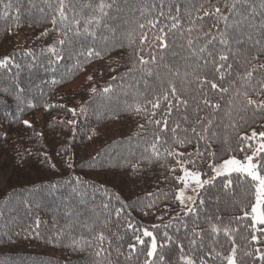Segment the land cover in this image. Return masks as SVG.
<instances>
[{
	"label": "trees",
	"instance_id": "obj_1",
	"mask_svg": "<svg viewBox=\"0 0 264 264\" xmlns=\"http://www.w3.org/2000/svg\"><path fill=\"white\" fill-rule=\"evenodd\" d=\"M202 2L193 0L192 19L197 15L195 8ZM89 3L92 7L85 6ZM99 3L100 0L78 3L66 0L68 20L54 26L51 20L54 16L58 19V0H0V61L9 58L8 65L0 67V264H97L98 258L93 253L100 246L106 251L99 264H145L151 241L150 237L142 236L145 228L157 236L158 245L165 243L161 253L163 262L156 255L150 258L157 264H184L182 256L192 257L196 264L201 257L207 264H224L221 258L213 260L208 253L213 247L223 255L229 253L232 244L224 235L225 228L234 230L231 239L238 246L239 255L249 250L254 253L255 247L264 250V244L249 243L247 218L235 219L250 210L244 205L254 202V190L248 184L241 187L234 184L232 192H228L220 185L223 178L218 177L215 186L204 194L205 202L197 209L198 218L184 216L185 210L175 199L182 186L175 177L181 173L178 168L170 171L176 167L175 159L168 157L165 149L193 153L196 142L192 123L181 122L176 135L193 137V143L180 147L173 143V134L168 132L164 137L167 142L157 144L162 155L156 159L152 145L157 126L147 124L143 114L125 110L126 105L134 106L142 103L144 97L151 98L157 80L155 75L146 76L138 63L133 68L134 61H138L137 48L116 45L122 40L126 44L124 36L133 30L138 38V23H146L155 15L152 6L155 3L159 10V0H119L118 7L105 10L99 26L95 21L89 25L95 36L76 37L69 32L71 45L56 43L64 38L63 33L69 27H75L74 14H80L75 18L80 20L81 28L85 19L100 16L96 9ZM213 5L222 8L230 23L241 15L246 17L245 31L249 25H256L254 40L246 42L249 48L259 38L256 33L264 36V28H260L264 21V0H247L238 6L240 15L230 14L225 0H208L198 14L203 16V11ZM180 7L181 25L169 34V47L146 48L140 55L145 59H150V53L158 59L163 56L159 66L150 67L161 79L176 83L189 101L188 115L194 121L197 117L193 109L202 93L196 76L214 79L215 71L212 64L203 67V61L197 63L192 52L207 39L204 32L217 29L212 27L213 17L204 16L193 24L183 12L185 5L181 3ZM161 21L171 23L164 18ZM223 26L224 21H220L219 27ZM109 27L115 32H110ZM188 28L193 29L191 34ZM190 36L194 40L191 48L187 44ZM198 36L201 39L197 43ZM89 47L100 51L101 56L87 57ZM49 48L61 52L62 59H57ZM216 50H222V46L216 44ZM243 59V55L230 56L232 72L222 82L228 86L235 81V88L223 94V99L221 94L209 91V98L213 103L219 102L221 109L213 112L205 108L199 112V116L214 121L209 135L215 133L211 150L218 157L216 160L205 157L199 165L202 171L210 173L209 163L227 159L229 154L223 150L228 145L236 147L240 135L264 129V114L253 115L251 109L247 113L238 112L243 100L235 96V91L241 86L237 73L246 67H242ZM257 63H264V55ZM175 72L179 75H173ZM125 73L128 75L124 76ZM82 78L84 81L76 90H67ZM109 86L110 91L104 93L103 89ZM230 98L233 99L231 117L225 114ZM180 115L173 112L170 124ZM233 123L236 127L231 126ZM142 124L143 129L139 127ZM184 128L188 131H182ZM242 156L241 153L237 158ZM213 226L221 230L219 234L211 232ZM194 227L199 236L193 237ZM165 232L173 242L161 240ZM100 234L106 237L102 244L98 241ZM137 235L145 244H137L135 253L129 255L128 246L136 243ZM244 261L261 264L250 257H244Z\"/></svg>",
	"mask_w": 264,
	"mask_h": 264
},
{
	"label": "snow or ice",
	"instance_id": "obj_2",
	"mask_svg": "<svg viewBox=\"0 0 264 264\" xmlns=\"http://www.w3.org/2000/svg\"><path fill=\"white\" fill-rule=\"evenodd\" d=\"M75 2L78 3L79 0H75ZM125 2H127V0H125ZM207 2L208 0H203L200 6L195 8L197 15L195 19H192V12L195 7L193 0H159V10L156 9L155 3H153L152 6L155 15L148 19L146 23H138L137 27L140 30L138 38L136 35H133L135 31L133 30L125 34L124 40L127 41L126 44L122 40L119 45H116L119 47L127 46L137 48L138 61H134L133 68H136L138 63L142 66L140 70L146 76L155 75L157 80V85L153 87L151 98L144 97L142 103L137 102L134 106L126 105L125 110L143 114L147 124L157 126L158 131L154 134V142L152 145L154 158L156 159H160L162 155L157 148V144L167 142L164 137L168 132L173 134V143L180 147L193 143L194 137L196 149L193 153L186 154L177 152L174 148L171 150L165 149L166 155L175 159L176 167L171 168L170 171L174 172L178 168L181 173V175L175 177L177 184L182 185V187L178 189L175 199L178 200L185 209L184 216L192 215L198 218L197 209L198 207L202 208L205 202L204 194L207 193L208 188L215 186L218 177L223 178L220 181V185L228 192H232L234 184L237 187L248 184L254 190V202L250 205H244V208H249L250 210L243 211V216L236 217L235 219L243 221L247 218L248 223L246 227L250 233L249 243L261 245L264 244V131L257 133L255 130H252L250 135H240L236 147L228 145V147L223 150L229 154L227 159H223L220 163H209L208 169L210 173L208 171H202L199 165L203 163L205 157L210 160H216L218 157L217 154L211 150V142L215 140V133L213 132L209 135V130L214 121L206 116H199V112L203 111L205 108H210L213 112L221 109L222 106L219 102L213 103L209 98V91L221 94V99H223V94H228L230 88L236 87L235 81L230 82L228 86H224L222 82L225 80L226 75H231L232 72L233 65L229 62L230 56L236 58L239 55H243L242 67H246H244L242 72L237 73V78L241 82V86L240 88H236L235 91V96L241 97L243 100V103L238 108V112L247 113L249 109H251L253 115L257 112L264 114V99H261V97H264V71H262L264 70V63H257L260 56L264 55V43H262L264 36H259V33H256V36L259 38H256L252 47L249 48L246 42L251 43L254 40L253 30L256 28V25H249L248 30L245 31L244 21L247 19L246 17L241 15L239 20L230 23L229 16L225 15L222 8L215 5H213L210 10H204L203 16L199 15L198 13L203 9V3ZM58 3L59 7L56 10L58 12V19L54 16L51 20L54 26L57 25L58 22L64 23L68 20L65 11L67 7L66 0H58ZM181 3L185 5L183 9L184 14L192 19L193 24H195V20H203L204 16H211L215 20L212 27L217 29L215 32H212L210 28L209 31L204 32L203 36L207 37V39L204 41L203 45L192 52V55L197 57V63L203 61V67L212 64L215 71L214 79H209L208 76H196L198 88L202 90V93L200 101L197 103L196 108L193 109V115L197 117L194 121H190L189 119V101L184 98L183 92L178 89L176 83L171 79H161L159 73L154 72L153 68L150 67V65L159 66V63L163 61V56L161 55L158 59L156 55L150 53V59H145L144 56L140 55V52H143L146 48L165 50L169 47V34L174 29H178L181 25ZM246 3L247 0H225V7L230 14L240 15L238 6ZM118 4L119 0H110V2H107V0H100V3L96 5V9H98L101 15L90 16L85 19L83 28L79 27L80 20L75 18L76 15L80 14H74L73 24L75 27H69L68 31L63 33L64 38L59 39L56 43L58 45H65L66 43L71 45L72 40L68 36L69 32L76 37L81 35L95 36V32L90 31L89 25H92L95 21V24L99 26L102 16L106 15L105 10L118 7ZM85 6L92 7L91 3ZM166 6L167 10H165ZM173 6L175 7V14H173ZM81 18L83 17L81 16ZM161 18L169 20L171 23H162ZM220 21H224L223 28L219 27ZM124 23H127V21H124ZM260 28H264V21L261 22ZM108 30L110 32H115V29L111 27H109ZM192 30V28L187 29L189 34H191ZM46 34L47 32L42 33V35ZM104 39H107V37ZM200 39V36L196 37L195 42L198 43ZM187 44L190 48L193 46L194 40L191 36L187 40ZM216 44L221 45L222 50H216ZM209 45H212V50H209ZM48 51L52 52L57 59H62L61 52H58L55 48H49ZM93 56L99 58L101 52L97 51L94 47H89L87 49V57ZM8 63L9 58H5L0 61V67H5ZM123 75L127 76L128 73ZM173 75H179V73L175 72ZM185 75H187V73ZM257 76L260 78L257 79ZM89 79H91V77H89ZM217 80H219L220 83H218ZM254 80L255 84H253ZM205 85L208 86L207 89H205ZM92 91L96 93L95 88H93ZM109 91L110 86L103 89L104 93ZM139 95L142 97L144 96L142 93ZM193 99H195V97H193ZM228 105L229 107L225 114L231 117L233 111L232 98L228 100ZM173 112L181 115L177 121L170 124V117H172ZM157 116H159V118H156ZM240 119L243 120L244 117L241 116ZM181 122L185 124L192 123L191 132L193 133V137H179L176 135L177 129L181 128ZM25 123L27 124V121H25ZM245 123H247V121H245ZM231 126L236 127V124L233 123ZM139 127L143 129L145 125L142 124ZM197 127L200 129L199 131H197ZM182 131L187 132L188 129L184 128ZM201 142H203L202 146ZM224 143L226 145L228 144L227 138ZM232 153L236 154L233 155ZM241 153L243 154L242 158H237ZM188 165H191V168H189ZM133 168L136 169L137 165H133ZM202 176L206 178L202 179ZM188 190H191L193 194L187 195L186 192ZM198 199L199 204H197ZM151 206L152 205H149V207ZM117 214L119 215V212ZM36 222L39 223V220L37 219ZM193 224H196L195 219L193 220ZM183 226L186 228L187 224ZM129 227H132V225L129 224ZM220 231L221 230L215 226L211 228V232L214 234H219ZM231 231L234 230H229L228 228L223 229L224 235L230 238V243L232 244L229 253L223 255L222 252L217 251L216 248L213 247L208 255L213 260L218 257L221 258L224 264H245L244 257L259 260L261 264H264V250H262L261 247L254 248L255 255L252 250L245 251L243 256L239 255V248L235 244V241L231 239ZM5 235L7 234L5 233ZM192 235L193 237L200 235V233L195 231V227L193 228ZM142 236L151 238L150 246L146 252V256L149 259L145 260V264H157V261L150 259L154 255L158 256L160 262H163L164 257L161 253L165 247V243H160L158 245L157 236L154 235L153 231H149L147 228L143 230ZM10 239L11 237H9V240ZM245 239L248 240V237L246 236ZM104 240H106V237L100 234L98 241L102 244ZM161 240L173 242V238L169 236L167 232L163 234ZM137 244H145V240L140 235L136 236V243L129 244L128 247L131 250L129 255L135 253ZM195 244L196 240L193 239L192 245L195 246ZM158 247L160 252H158ZM201 247H203V245H201ZM105 251L106 250L102 246L95 249L93 254L98 258L97 264H99V259L103 258ZM181 251H183L182 248ZM182 260L184 264H196V260L192 257L182 256ZM199 264H207V261L201 257Z\"/></svg>",
	"mask_w": 264,
	"mask_h": 264
},
{
	"label": "rangeland",
	"instance_id": "obj_3",
	"mask_svg": "<svg viewBox=\"0 0 264 264\" xmlns=\"http://www.w3.org/2000/svg\"><path fill=\"white\" fill-rule=\"evenodd\" d=\"M84 81V78H82V79H80V80H78V81H76L75 83H73L72 85H70L68 88H67V90H69L70 92H72V91H74V90H76L80 85H81V83ZM262 131H264V129H261L259 132H262ZM258 132V133H259ZM182 187V186H181ZM186 194L187 195H192L193 193L191 192V190H188L187 192H186ZM179 202V201H178ZM179 206H180V208L182 209V210H185L184 208H183V206L179 203Z\"/></svg>",
	"mask_w": 264,
	"mask_h": 264
}]
</instances>
